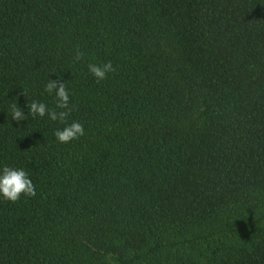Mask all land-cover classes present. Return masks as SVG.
Masks as SVG:
<instances>
[{"label": "trees", "instance_id": "obj_1", "mask_svg": "<svg viewBox=\"0 0 264 264\" xmlns=\"http://www.w3.org/2000/svg\"><path fill=\"white\" fill-rule=\"evenodd\" d=\"M57 75L68 144L7 114ZM0 164V264H264V0H0Z\"/></svg>", "mask_w": 264, "mask_h": 264}, {"label": "clouds", "instance_id": "obj_2", "mask_svg": "<svg viewBox=\"0 0 264 264\" xmlns=\"http://www.w3.org/2000/svg\"><path fill=\"white\" fill-rule=\"evenodd\" d=\"M83 56L84 53L77 49L74 62L81 61ZM87 69L96 82L105 80L109 74L116 71L111 61L102 64L88 63ZM43 94L52 97L53 106H49L43 100L32 99L29 101L23 89V95L27 98L26 105L22 108L16 100L11 102L7 112L11 121H14L18 128L22 122L28 121L29 117L32 119L46 118L48 121L57 122L63 126L56 128L53 135L56 141L62 144L71 143L84 136V125L78 120H70L73 110L70 102L71 93L58 75L56 80L48 78L47 83L43 86ZM35 195V185L25 169L0 164V200L15 203L22 198H31Z\"/></svg>", "mask_w": 264, "mask_h": 264}]
</instances>
